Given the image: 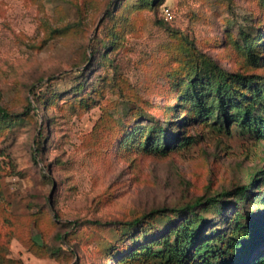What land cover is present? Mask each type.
<instances>
[{
  "label": "rangeland",
  "instance_id": "1",
  "mask_svg": "<svg viewBox=\"0 0 264 264\" xmlns=\"http://www.w3.org/2000/svg\"><path fill=\"white\" fill-rule=\"evenodd\" d=\"M262 87L264 0H0V264H202L160 243L199 198L218 204L197 243L227 248L264 214V137L240 113L264 116Z\"/></svg>",
  "mask_w": 264,
  "mask_h": 264
},
{
  "label": "trees",
  "instance_id": "2",
  "mask_svg": "<svg viewBox=\"0 0 264 264\" xmlns=\"http://www.w3.org/2000/svg\"><path fill=\"white\" fill-rule=\"evenodd\" d=\"M256 46V42L247 40L246 44L241 48L244 55H246L251 62H256L257 60L254 54ZM232 79V82H238L244 86L253 85V81L251 79L241 75H235ZM212 82L217 84L218 93L221 94L222 91H225L227 97L229 98L230 91H232V83H228V79L224 76V74L218 73L210 80L208 84L210 92L212 91L210 89ZM195 83L197 82L193 81L192 83H189V87L196 88ZM262 92H264L263 87L256 90L258 97H261V108L264 109V94ZM219 99L220 102L215 105V107L217 106V108H219V119L225 120L226 122L231 121L232 115L227 105V98L224 99L221 97ZM198 104H201L199 106H201L202 109L205 108L202 98L201 100H198ZM240 113L242 117V123L248 126L251 131L261 135V137H264V116L254 115L255 111L252 109V105L244 107L241 109ZM12 117L13 115L10 112L0 106L1 119L9 120L12 119ZM157 131H159L158 128L150 127L151 135ZM162 131L163 130H160L161 133ZM159 145V143L150 144L148 140L142 146L145 148L149 146L152 150L158 151ZM260 180L261 177H256L253 180L251 187H255V185H257ZM251 187H243L239 192L241 198L238 200L247 199ZM261 201L264 203V194L261 198ZM216 204H218V200L209 199L206 201L204 198H199L193 204H190L186 210H188L189 215H191L193 218H187L180 225L171 228L167 237L163 238V241L160 242L165 248L164 254L168 255L170 258L173 257L178 260H182L189 252L191 246L194 245L193 254L195 256H203V259L201 260L202 264H264V214L259 216L257 215L255 219L251 217L250 214H247L246 220L250 221L249 226H245L241 221L244 220L243 215H240L238 218H236L239 219V221L236 223L235 230L232 232V237L229 239V245L227 248H213L211 244L212 240L206 241L203 244L197 243L198 239L200 238L199 236L201 235V228L203 227L202 225L205 224L206 219L197 214L196 209L209 208ZM253 214H257V211L253 212ZM171 234L175 235L174 243H171L169 240ZM251 239L253 240L252 244L250 241ZM152 246L153 244H149L146 247L142 246L131 255H138L139 251H147V249H151ZM210 248L212 249V252H210ZM234 251L236 254H238H234ZM148 254L153 256L154 252H148Z\"/></svg>",
  "mask_w": 264,
  "mask_h": 264
},
{
  "label": "built area",
  "instance_id": "3",
  "mask_svg": "<svg viewBox=\"0 0 264 264\" xmlns=\"http://www.w3.org/2000/svg\"><path fill=\"white\" fill-rule=\"evenodd\" d=\"M166 15H167V18L166 19H169V18H172V14L170 12H166Z\"/></svg>",
  "mask_w": 264,
  "mask_h": 264
}]
</instances>
